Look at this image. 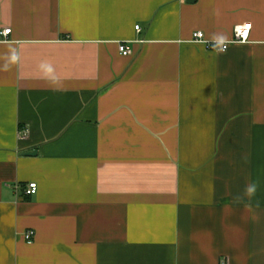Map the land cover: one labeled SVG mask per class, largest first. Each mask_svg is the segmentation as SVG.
I'll return each instance as SVG.
<instances>
[{"label": "crops", "instance_id": "1", "mask_svg": "<svg viewBox=\"0 0 264 264\" xmlns=\"http://www.w3.org/2000/svg\"><path fill=\"white\" fill-rule=\"evenodd\" d=\"M8 27L0 264H264V0H0Z\"/></svg>", "mask_w": 264, "mask_h": 264}, {"label": "built area", "instance_id": "2", "mask_svg": "<svg viewBox=\"0 0 264 264\" xmlns=\"http://www.w3.org/2000/svg\"><path fill=\"white\" fill-rule=\"evenodd\" d=\"M136 29L140 30V25H136ZM12 28H4L0 34L4 37V39H7L8 36L11 34ZM250 33H251V25H237L234 28V36L233 39L230 41H224V42H210L206 40L205 34L202 31H195L193 33V41L194 42H202L206 43L209 48L218 50L220 46L226 45V50L229 46L230 43L238 42V43H243L247 42L250 38ZM120 51L124 55H129L131 53V49L127 46L125 42L121 43L119 46ZM29 130L27 127H21L20 129V134L21 136H26L28 134ZM38 190V184L36 182H30L28 186L25 188V193L27 195H32L37 193ZM35 236V231L34 230H28L25 233V238L28 242H32L34 240ZM222 264H227L226 262H223Z\"/></svg>", "mask_w": 264, "mask_h": 264}, {"label": "clouds", "instance_id": "3", "mask_svg": "<svg viewBox=\"0 0 264 264\" xmlns=\"http://www.w3.org/2000/svg\"><path fill=\"white\" fill-rule=\"evenodd\" d=\"M218 51H220V52L226 51V45L220 46L219 49H218ZM256 191H257V185L253 183V184H249L246 187L244 194L247 197H249V199H251V197H253L255 195ZM239 201H240V198L237 197L236 198V202H239ZM250 206H251L250 203L248 205H246V207H250Z\"/></svg>", "mask_w": 264, "mask_h": 264}, {"label": "water", "instance_id": "4", "mask_svg": "<svg viewBox=\"0 0 264 264\" xmlns=\"http://www.w3.org/2000/svg\"><path fill=\"white\" fill-rule=\"evenodd\" d=\"M188 2H195V0H188ZM27 155H36L37 152L36 151H32V152H27Z\"/></svg>", "mask_w": 264, "mask_h": 264}]
</instances>
